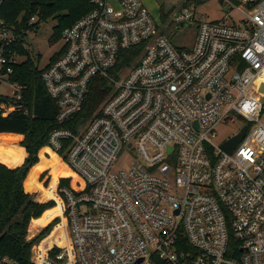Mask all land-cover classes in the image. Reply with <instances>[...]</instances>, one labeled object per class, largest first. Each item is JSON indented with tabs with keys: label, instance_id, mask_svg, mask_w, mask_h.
<instances>
[{
	"label": "built area",
	"instance_id": "1",
	"mask_svg": "<svg viewBox=\"0 0 264 264\" xmlns=\"http://www.w3.org/2000/svg\"><path fill=\"white\" fill-rule=\"evenodd\" d=\"M84 1L40 78L59 123L81 109L93 78L109 94L76 133L48 135L76 180L55 189L64 245L38 250L33 264H264V0H218L229 24L180 6L171 24L195 25L188 49L157 34L140 0ZM22 30L0 20V83L15 89L0 92L3 117L27 111L10 80L19 55L9 43ZM235 118L244 125L218 140L217 126Z\"/></svg>",
	"mask_w": 264,
	"mask_h": 264
},
{
	"label": "trees",
	"instance_id": "2",
	"mask_svg": "<svg viewBox=\"0 0 264 264\" xmlns=\"http://www.w3.org/2000/svg\"><path fill=\"white\" fill-rule=\"evenodd\" d=\"M194 1L200 4L206 0ZM187 3L189 2H185L184 5ZM88 9L89 4L84 0H5L0 9V20L4 26L19 32L25 28L27 19L33 14L38 15L39 19H46L58 10H66V14L58 19L54 31L53 40H57L61 37L62 30ZM9 46L18 55L26 54L19 41L11 42ZM59 55L60 52L54 55L50 62ZM41 70L29 57L13 66L10 80L22 86V102L27 111L13 112L5 117L0 115V133H4L0 135L2 142L0 143V255L15 264H33L30 259L33 243L46 236L50 227L58 221L55 218L36 237L27 238L30 221L39 218L46 210L55 206L56 198L38 202L33 200L29 193L35 190L34 178L37 173L42 168L54 166L52 171L54 192L59 178L60 189L69 186L67 177H76L57 160V154H53L48 149L44 152H48L51 158H45L41 154L40 162L34 166L38 161L39 149L44 145L47 146L48 135L55 128H68L76 133L79 127L93 116L109 94L106 81L99 77L93 78L81 109L71 119L59 123L56 120L57 107L41 81ZM7 133L23 135L20 145L25 148L27 155L20 167L6 166L19 164L24 156L23 148L14 145L17 136ZM43 161L45 164H42ZM27 175L24 187V179ZM74 182L75 180L73 185Z\"/></svg>",
	"mask_w": 264,
	"mask_h": 264
},
{
	"label": "rangeland",
	"instance_id": "3",
	"mask_svg": "<svg viewBox=\"0 0 264 264\" xmlns=\"http://www.w3.org/2000/svg\"><path fill=\"white\" fill-rule=\"evenodd\" d=\"M140 1L145 6V8L148 10V12L153 16L155 21L157 22L158 24L157 29H156L157 34H164L165 36H167L172 42V44L177 48L188 49L193 45L195 41V36H196L195 25H190L188 27L181 26L180 28H176L172 26L171 18L174 12L178 10L180 6H183L185 2H189L187 3V6H189V4H196L194 0H140ZM196 5H198L197 7L198 14L205 15L209 20L224 19V21L228 24L231 22V20L229 19V16H227L226 14L225 7L222 6L218 2V0H206ZM65 14H66V10H58L53 16H50L46 19H39L34 28H29L27 30L25 28H22L26 30V32L21 34L19 43L26 45V49L24 48L26 51V54L18 56L19 62H23L27 57H29L36 65H38L40 69L46 67L49 64L50 59L61 50L64 44L61 38L59 37L57 40H53V36H54L55 28L58 24V19L64 16ZM231 16L236 18L238 15L236 13H233ZM22 29L20 30V32L23 31ZM1 39H2V35L0 32V40ZM14 91L15 89L11 87L10 85L4 82L0 83V92L3 93L4 95L13 96ZM243 125H244V121L238 118H235L232 122L227 121V122L219 124L216 128V134H217L218 140L222 141V140H225L233 136L239 131V129ZM22 139H23V135H21L20 140L19 138H17V141L16 143H14V145L21 149L23 148L25 156H23V159L19 164H17L15 167L11 166L10 168H16V167H20L23 165V161L27 155V152L25 148L20 145ZM0 143L2 142L0 141ZM46 149L50 151V149L47 148L46 145H44L43 147L39 149L38 161L37 163L34 164V166L40 162L41 154H43L45 158H48V159L51 158V155L48 152H44V150ZM42 164H45L44 161L42 162ZM6 166L9 167V165H6ZM53 168L54 166L42 168L35 176L34 178V182H35L34 189L35 190L29 192L32 195L33 200L35 201L37 200L38 202H45V201H49L50 199L54 200V198H58L54 190L52 189L53 187L52 180H54V178H52ZM27 177L28 175L24 179V187H25V181ZM68 178H69V182L73 185V180H76V177L71 176ZM54 201L56 202V199ZM55 206L46 210L40 217L44 218V215L46 214V212L53 209ZM59 215L60 214H57L55 216H51L47 218L46 219L47 222L44 225L39 226L35 228L34 230L28 231V228H27V238L32 239L36 237L37 234L44 227L48 226L55 218L58 219V221L53 226L50 227L49 231L46 234L47 236L56 227V225L62 221ZM39 218L37 219L40 220L41 218L40 219ZM31 221L29 225L33 223ZM38 222L39 221L35 220L34 224ZM46 236L40 238L37 241L35 240V242L33 243L31 247V256H30L32 263H34V260L37 259L36 253L39 250L41 241ZM57 244L60 245L59 243ZM5 264H15V263L12 262L11 260H8Z\"/></svg>",
	"mask_w": 264,
	"mask_h": 264
},
{
	"label": "bare ground",
	"instance_id": "4",
	"mask_svg": "<svg viewBox=\"0 0 264 264\" xmlns=\"http://www.w3.org/2000/svg\"><path fill=\"white\" fill-rule=\"evenodd\" d=\"M47 193H49V192H47ZM56 202H57L56 206L53 209L47 211L46 214L44 215V218L37 220V221H39L38 223L34 224V222H33L29 225L30 230H34L35 228L44 225L47 222L46 221L47 218H49L51 216H55L57 214H61V211H62L61 202L58 198H56ZM64 227H65V222H64V220H62L59 224L56 225V227L45 238H43V240L41 241L40 246H39V250H40L39 255L42 256V253L44 252L45 247L51 246V244L53 242L54 243L57 242L60 245H64V243H65L64 238H63V231L65 230Z\"/></svg>",
	"mask_w": 264,
	"mask_h": 264
},
{
	"label": "water",
	"instance_id": "5",
	"mask_svg": "<svg viewBox=\"0 0 264 264\" xmlns=\"http://www.w3.org/2000/svg\"><path fill=\"white\" fill-rule=\"evenodd\" d=\"M245 128H242L241 131L232 137L230 140L226 141L225 143L222 144V149H224L227 152H230L232 148L239 142L241 137L244 135Z\"/></svg>",
	"mask_w": 264,
	"mask_h": 264
},
{
	"label": "crops",
	"instance_id": "6",
	"mask_svg": "<svg viewBox=\"0 0 264 264\" xmlns=\"http://www.w3.org/2000/svg\"><path fill=\"white\" fill-rule=\"evenodd\" d=\"M2 134H4V133H0V135H2ZM7 134H13V135H16L17 137L16 138H19V140L21 139V134H14V133H7ZM25 156V155H24ZM16 165H14L13 167H15ZM9 167H11V166H9ZM68 178V177H67ZM60 179V178H59ZM59 179H58V181H57V184L59 183ZM57 186V185H56ZM55 189H56V187H55ZM37 201V200H36ZM41 218V217H40ZM39 218V219H40ZM35 220H38V219H33L31 222H34ZM30 229H29V227H28V231H29Z\"/></svg>",
	"mask_w": 264,
	"mask_h": 264
}]
</instances>
